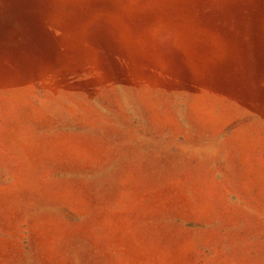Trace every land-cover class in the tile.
Segmentation results:
<instances>
[{"label":"rangeland","instance_id":"rangeland-1","mask_svg":"<svg viewBox=\"0 0 264 264\" xmlns=\"http://www.w3.org/2000/svg\"><path fill=\"white\" fill-rule=\"evenodd\" d=\"M0 264H264V0H0Z\"/></svg>","mask_w":264,"mask_h":264}]
</instances>
